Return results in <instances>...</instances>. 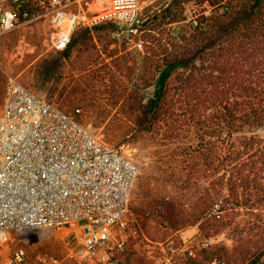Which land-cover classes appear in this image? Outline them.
I'll return each mask as SVG.
<instances>
[{
  "label": "built area",
  "instance_id": "built-area-1",
  "mask_svg": "<svg viewBox=\"0 0 264 264\" xmlns=\"http://www.w3.org/2000/svg\"><path fill=\"white\" fill-rule=\"evenodd\" d=\"M148 2L0 0V32L46 19L48 44L62 51L80 28L112 22L120 42L143 52L138 35ZM80 113V108L68 112L37 96L18 77H8L0 111V264H64L38 246L43 236L59 229L69 230L63 245L81 264H127L111 245L124 251L126 239L118 238L117 231L122 234L137 222L131 202L139 170L97 128L83 123ZM215 244L213 236L197 231L171 251L190 258ZM173 258L163 257L157 264H172ZM212 264L228 263L215 257Z\"/></svg>",
  "mask_w": 264,
  "mask_h": 264
},
{
  "label": "rangeland",
  "instance_id": "rangeland-1",
  "mask_svg": "<svg viewBox=\"0 0 264 264\" xmlns=\"http://www.w3.org/2000/svg\"><path fill=\"white\" fill-rule=\"evenodd\" d=\"M170 1L149 0L147 14L168 7ZM242 4L239 0H175L171 15L151 23L152 29L138 35L144 41L141 53L128 45L122 46L111 29H92L84 33V28H80L75 32L76 39L70 49L69 46L62 51L53 49L48 44L50 30L46 19L0 32V110L6 81L9 76H16L37 96L57 102L64 110L73 112L80 108V120L97 128L108 144L120 149L138 167L131 202L132 217L137 222L122 234L117 231L118 238L126 239L124 251L111 245L122 262L157 264L167 256L174 257L172 264H212L215 257L228 264H254L259 257L264 260V209L254 210L255 213L242 209L232 220L227 218L224 225L209 228V236L215 238L216 244L197 250L196 257L172 253L171 247L180 245L183 239L192 238L197 231L206 233L199 229V224L173 230L171 223L153 216L154 204L169 198H176L178 204H190L201 190L198 186L181 188L193 177L188 169H181L179 187L173 184L170 147L165 144L169 137L165 142L161 140L164 139L162 132L132 131L136 120L127 114L135 105V84H141L139 78L143 74L153 78L155 68L149 65L166 54L179 55V47H173L179 34L192 32L205 17L233 13ZM171 18L179 21L168 24ZM157 40L160 47L155 46ZM165 45H170L166 54L155 56L154 51L162 52ZM155 89L156 85L146 89V93L153 94ZM162 158L159 169L156 161ZM139 211L142 214H138ZM68 232L67 229L54 230L43 236L38 246L64 260V264H81L67 255L62 239Z\"/></svg>",
  "mask_w": 264,
  "mask_h": 264
},
{
  "label": "trees",
  "instance_id": "trees-1",
  "mask_svg": "<svg viewBox=\"0 0 264 264\" xmlns=\"http://www.w3.org/2000/svg\"><path fill=\"white\" fill-rule=\"evenodd\" d=\"M239 1L243 4L233 13L205 17L192 32L179 34L173 43L179 55L166 54L170 45L154 51L166 55L149 65L155 68L153 78H139L135 105L127 111L136 120L132 131L162 132L163 141L169 137L173 184L179 187L181 169H188L193 177L181 188L201 190L190 204H178L176 198L155 202L153 216L176 231L199 224L209 236V228L224 225L242 209H264V0ZM173 5L175 0L146 12L141 30L165 20ZM101 29L114 33L116 26L104 22L93 28ZM155 85L153 94L146 93ZM163 159L156 161L159 169Z\"/></svg>",
  "mask_w": 264,
  "mask_h": 264
},
{
  "label": "crops",
  "instance_id": "crops-1",
  "mask_svg": "<svg viewBox=\"0 0 264 264\" xmlns=\"http://www.w3.org/2000/svg\"><path fill=\"white\" fill-rule=\"evenodd\" d=\"M3 99H4V98H3ZM2 105H3V101H2ZM1 107H2V106H1ZM1 110H2V108H1ZM1 110H0V111H1ZM42 239H43V238H42ZM42 241H43V240H42ZM42 241H41V242H42Z\"/></svg>",
  "mask_w": 264,
  "mask_h": 264
}]
</instances>
